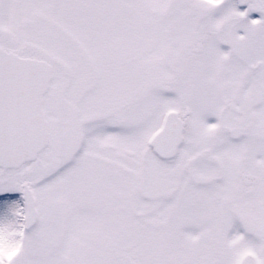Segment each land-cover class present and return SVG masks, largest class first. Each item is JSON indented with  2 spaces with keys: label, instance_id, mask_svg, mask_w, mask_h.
Returning a JSON list of instances; mask_svg holds the SVG:
<instances>
[{
  "label": "snow or ice",
  "instance_id": "snow-or-ice-1",
  "mask_svg": "<svg viewBox=\"0 0 264 264\" xmlns=\"http://www.w3.org/2000/svg\"><path fill=\"white\" fill-rule=\"evenodd\" d=\"M0 264H264V0H0Z\"/></svg>",
  "mask_w": 264,
  "mask_h": 264
}]
</instances>
